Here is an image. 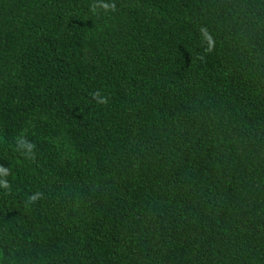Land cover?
Listing matches in <instances>:
<instances>
[{"label": "trees", "instance_id": "trees-1", "mask_svg": "<svg viewBox=\"0 0 264 264\" xmlns=\"http://www.w3.org/2000/svg\"><path fill=\"white\" fill-rule=\"evenodd\" d=\"M0 264H264V0H0Z\"/></svg>", "mask_w": 264, "mask_h": 264}]
</instances>
